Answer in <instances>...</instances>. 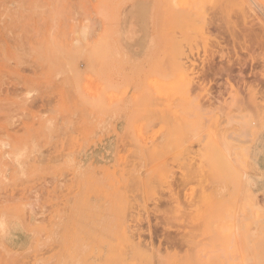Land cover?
<instances>
[{"label":"rangeland","instance_id":"1","mask_svg":"<svg viewBox=\"0 0 264 264\" xmlns=\"http://www.w3.org/2000/svg\"><path fill=\"white\" fill-rule=\"evenodd\" d=\"M186 1L0 0V264H264V0Z\"/></svg>","mask_w":264,"mask_h":264},{"label":"bare ground","instance_id":"2","mask_svg":"<svg viewBox=\"0 0 264 264\" xmlns=\"http://www.w3.org/2000/svg\"><path fill=\"white\" fill-rule=\"evenodd\" d=\"M178 1V0H177ZM183 1V0H182ZM181 1H179V3H180ZM185 2V1H184ZM188 2V0L186 1V3ZM178 3V4H179ZM176 4V3H175ZM184 4V3H183ZM183 4H181V5H183ZM188 4V3H187ZM177 5V4H176ZM180 5V4H179ZM177 7V6H176ZM182 10V9H181ZM183 11V10H182ZM185 12V11H184ZM190 12V11H189ZM193 17V16H192ZM196 19V18H195ZM186 20V19H185ZM192 21V20H191Z\"/></svg>","mask_w":264,"mask_h":264}]
</instances>
